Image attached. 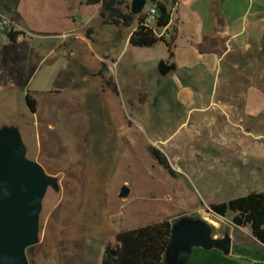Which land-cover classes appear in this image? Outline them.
Listing matches in <instances>:
<instances>
[{"label": "rangeland", "instance_id": "374dc122", "mask_svg": "<svg viewBox=\"0 0 264 264\" xmlns=\"http://www.w3.org/2000/svg\"><path fill=\"white\" fill-rule=\"evenodd\" d=\"M71 1L76 7L68 10L63 0H0V21L11 20L13 32L22 34L13 44L9 30L0 32V129L13 127L24 147L35 146L40 163L28 152L26 158L59 186L42 200L38 243L26 250L28 264H100L117 233L181 218L203 220L212 237L232 241L229 256L194 248L186 264H235L236 255L264 264V247L247 228L209 211L210 205L264 192L259 100H250L256 114L252 141L215 149L209 142L213 132L186 124L176 87L169 75H158L162 43L123 47L130 28L102 27L96 8ZM151 8L147 0L142 14ZM68 12L74 25L67 30ZM88 28L91 48L69 43L72 33ZM102 54L112 61L103 78L113 82L117 95L102 92L100 79L90 76L97 67L94 57ZM248 85L252 91L264 87L254 77ZM26 94L35 100V114L25 104ZM150 148L167 159L174 177L156 163ZM122 187L129 190L123 200Z\"/></svg>", "mask_w": 264, "mask_h": 264}, {"label": "crops", "instance_id": "0c3cea01", "mask_svg": "<svg viewBox=\"0 0 264 264\" xmlns=\"http://www.w3.org/2000/svg\"><path fill=\"white\" fill-rule=\"evenodd\" d=\"M155 1L169 14L167 27L157 31L156 36L170 44L172 59L168 60L162 43V62L174 66L166 76L169 75L177 89L176 100L186 112V124L195 126L196 130L213 132L209 142L215 149L250 143L251 121L256 115L250 100H259L258 113L264 110V87L252 91L248 85L253 77L262 86L264 83V0H169V4ZM62 3L68 10L76 7L71 0ZM93 7L98 15L99 6ZM69 12L63 17L67 30L74 25ZM129 28L123 47H129L128 39L136 25ZM72 35L67 38L69 43L78 42L79 46L91 48L93 42L83 32ZM94 60L97 67L91 70L90 76L100 79L102 92L110 93L97 74L102 65L106 70L112 61L107 54L95 56ZM34 147L25 146L26 152L30 153L31 160L40 163L39 152ZM214 237L222 236L215 234ZM212 255L216 259V254ZM232 261L253 264L237 255Z\"/></svg>", "mask_w": 264, "mask_h": 264}, {"label": "water", "instance_id": "95a60500", "mask_svg": "<svg viewBox=\"0 0 264 264\" xmlns=\"http://www.w3.org/2000/svg\"><path fill=\"white\" fill-rule=\"evenodd\" d=\"M146 0H130L132 16L142 14ZM173 65L160 62L157 73L165 77ZM32 114V113H31ZM59 190L55 178L26 158V149L13 127L0 129V264H28L26 250L38 243L41 203L48 189ZM129 190L122 187L118 198ZM210 211V209H209ZM212 213V211H210ZM221 218V217H220ZM232 241L228 236L212 237L211 227L199 219L181 218L172 224L164 264H186L192 249L216 250L229 256Z\"/></svg>", "mask_w": 264, "mask_h": 264}, {"label": "trees", "instance_id": "16d2710c", "mask_svg": "<svg viewBox=\"0 0 264 264\" xmlns=\"http://www.w3.org/2000/svg\"><path fill=\"white\" fill-rule=\"evenodd\" d=\"M147 1V0H146ZM156 12L154 29L144 25L145 14L132 16L129 12L130 0H82L85 7L99 6L98 16L102 26L115 28H129L135 23L136 28L128 39L131 48L150 49L163 43L168 53V60L172 59L170 44L156 32L163 30L169 23V14L166 8L151 0ZM92 31L86 30L85 38H90ZM21 33L9 31L7 39L15 44ZM105 66H101L98 76L111 93L117 95L116 88L110 79H104ZM25 104L32 114H35V100L28 94L24 98ZM150 154L156 163L171 177V170L167 159L156 149L150 148ZM210 211L218 217L229 218L234 227L249 230L251 238L264 247V192L251 193L243 197L230 200L218 205H210ZM172 224L169 221L146 225L136 229L121 231L114 236V245L104 248L100 264H164V254L170 242Z\"/></svg>", "mask_w": 264, "mask_h": 264}, {"label": "built area", "instance_id": "2783aa9c", "mask_svg": "<svg viewBox=\"0 0 264 264\" xmlns=\"http://www.w3.org/2000/svg\"><path fill=\"white\" fill-rule=\"evenodd\" d=\"M145 22L144 25L148 28H153L155 26V19L157 17V12L155 8H151L145 13ZM13 29H16V25L11 21L7 19H2L0 21V32H5L6 30L12 31Z\"/></svg>", "mask_w": 264, "mask_h": 264}]
</instances>
